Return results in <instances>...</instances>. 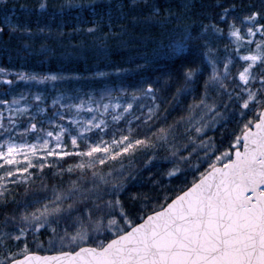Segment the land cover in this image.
Returning a JSON list of instances; mask_svg holds the SVG:
<instances>
[{
  "label": "snow or ice",
  "instance_id": "snow-or-ice-1",
  "mask_svg": "<svg viewBox=\"0 0 264 264\" xmlns=\"http://www.w3.org/2000/svg\"><path fill=\"white\" fill-rule=\"evenodd\" d=\"M74 2L78 0H67V6H73ZM88 3L95 5L96 24L104 21L107 15L109 25L113 23L112 11L123 18L126 7L140 6L137 0H131L129 5L122 0L107 4L88 0ZM65 6L60 5V11ZM194 6V0H183L179 13L171 8H165L162 12L155 4L144 0V7L148 11L141 22H151L164 31L168 30V25H172L174 30L167 43L159 41L154 45L151 58L145 55V63L163 61L168 67L180 60L177 67L162 74L166 77L165 86H170L174 75L181 78L182 82L172 97L176 99L191 91L192 85L203 74L202 65L206 59L212 71L204 82L203 95L198 102L194 100L189 104V110L207 109L200 119L214 113L212 122L218 123L217 117L226 119V112L218 110L220 105L215 100L208 103L210 90L227 97L222 107L231 111L234 118L238 117L239 134H234V140L215 157L214 162L208 163L198 179L193 173L190 187H187L185 177L186 190H181L174 198L166 195L161 203L159 196L130 191L127 181L131 174L128 177L123 175L122 164L118 174H114V169L107 173L103 171L109 161L154 147L147 137H133L129 127L127 135L121 130L119 138L113 132L111 138L106 140L104 136L109 135L108 124L104 119L98 120L96 115L88 120L71 119L70 125H74V128L65 126L59 122L65 119L64 110L75 108L78 116L84 101L64 104L61 103L63 94L53 98L55 110L47 117V129L44 120H38L36 115L28 112L27 105L19 106L22 100L26 101L23 93L19 94V99L15 95L11 100L0 99V105H4L10 114L29 117L23 132L18 133L22 142L17 143L11 136L18 126L17 120L10 118L6 127L3 111H0V129L9 134L0 140V170H4V175L0 176V206L6 208L8 205L4 195L8 191L7 183L26 182L32 175L29 169L37 166L33 163L34 157L38 159L41 171L49 157H78V161L69 165L66 171H91L92 176L91 187L83 188L77 182H73L66 191L53 187L52 198L46 197L43 202L26 201L18 212L14 209L11 213H4L0 219V246L4 248V252L0 253L3 257L0 264H264V40L256 43L255 52L240 55V41L244 39L242 28H246L249 37L256 36L257 32L264 37V0H259V6L244 4L243 0L240 6L234 0H218L213 5L218 11L207 14L208 23H204L203 19H192ZM46 7L42 0L39 8ZM242 12L245 14L241 15ZM173 21L176 23L173 24ZM220 22L228 27V35L235 38L236 56L245 62L235 74L231 71L235 63L232 56L225 57L222 73L213 57L216 49L210 46V39L223 34ZM3 24L0 33L5 28L10 33L30 31L10 24L7 16ZM87 31L92 33L96 28ZM225 51H228L227 45ZM116 71L120 72L121 69L117 68ZM0 73L4 74V84H14V80L6 78L9 73L5 68L0 67ZM15 77L38 82L67 79L57 74L38 76L15 73ZM160 80V76L142 79L140 86L134 87L131 93L132 102L124 105L103 103L105 98L120 99L119 96L112 97L110 90L105 91L100 101L90 96L87 111L103 116L111 107L122 108L123 113L133 115V102L138 99L137 94L155 101L161 90L157 87ZM121 92H127V89L122 88ZM0 95H11V90L5 89ZM33 99L43 101L44 97L36 94ZM92 104L96 107H91ZM158 109L159 105H155L148 107L146 114L142 112L143 123L158 118ZM43 111L38 107V112ZM123 113L113 115V121L125 119ZM193 118L194 113L189 121ZM134 119L141 120V116H134ZM128 123L130 125L131 121ZM203 127L207 125L196 127L195 132L201 133ZM160 133L159 139L166 140L167 131L161 128ZM29 135L35 137V142H28ZM65 137L70 139L73 151L67 150L63 142ZM40 153L43 155L40 156ZM172 155L175 156L176 151ZM190 156L191 153L189 157L181 159L187 161ZM205 156H208L207 152ZM21 157L26 164L24 167H20ZM155 158L151 156L147 163L151 164ZM198 169L199 165L196 166ZM179 172L181 169L174 163L167 175L173 177ZM9 177L13 179L8 180ZM16 204L19 206L20 202ZM30 208L31 211H28ZM45 234L46 247L45 241L40 239ZM30 243L36 250L30 247ZM13 246L16 251L11 250ZM39 249L52 254L40 255Z\"/></svg>",
  "mask_w": 264,
  "mask_h": 264
},
{
  "label": "trees",
  "instance_id": "trees-1",
  "mask_svg": "<svg viewBox=\"0 0 264 264\" xmlns=\"http://www.w3.org/2000/svg\"><path fill=\"white\" fill-rule=\"evenodd\" d=\"M41 2L42 0L0 2V27H4L3 21L7 16L9 23L17 26L18 29H30V31L18 30L10 33L5 28V31L0 33V67L10 72H31L40 75L63 73L69 76L67 80L71 90L79 89L94 93L113 88L119 92V97L125 98L128 102H132L131 93L134 87L140 86L142 79L161 77L157 86L161 89L157 93V99L153 101L150 97L137 94L138 99L133 102V115L127 114L125 119L110 122L107 129L109 135L104 136V139H110L111 133L115 132L119 138L121 130L127 135L131 127L133 137L140 139L147 137L155 145L137 151L134 155L126 154L116 161H109L103 168L104 173L114 169V174H118L122 164L123 175L128 177L131 174V178L127 181L130 191L147 193L153 197L159 196L161 203L166 195L174 198L181 190L186 189L185 177L187 187H190L194 178L193 173L198 179L199 173L208 167V163L214 162L215 157L234 140V134H239L238 117L234 118L231 111H226L222 107L227 97L210 90L208 99V103L215 100L220 105L218 110L226 112L225 121L217 117L219 122L214 124L212 122L214 113H208L201 120V115L207 111L204 108L189 110V104L194 100L198 102L203 95L204 82L211 74L212 66L206 59L202 65L203 74L192 85L191 91L176 99L172 97L182 82L181 78L174 75L170 86H165L166 77L162 74L177 67L180 60H176L175 65L170 64L168 67H165L163 61L145 63V55L151 58L154 45L159 41L167 43L174 35V30L172 25H168V30L164 31L151 22H141V18L148 11L144 7V0H137L139 7H126L123 18L116 11H112L111 25L107 21V15L104 21L96 24L98 17L93 11L95 5H89L88 0H81L79 5L72 7H68L63 0H44L47 4L44 9L39 8ZM110 2L117 3L119 0H96L97 4ZM122 2L126 5L131 4V0H122ZM217 2L218 0H194L192 19H203L204 23H208L207 14L218 11L213 7ZM234 2L238 6L241 4V0ZM148 3L155 4L162 12L165 8H171L179 13L182 11L180 6L183 0H148ZM243 3L259 6V0H243ZM60 5H66L63 11H60ZM133 17L137 19L134 20ZM122 26L123 34H121ZM219 26L223 29V34L218 38L210 39V46L216 49L213 57L217 60L222 73L225 57L232 56L235 63L231 66V71L235 74L238 67L245 62L236 56L235 38L228 35L229 29L226 24L220 22ZM237 27L240 25L237 24ZM89 28H96V31L89 33L87 31ZM242 33L244 39L240 41V55L255 52L256 43L264 40L259 32L256 36L249 37L246 28H242ZM225 45L228 46V51H225ZM117 68L121 71L117 72ZM98 73L105 75L100 76ZM229 83L231 84V81ZM122 88L127 89V92H121ZM5 89H8L7 85L0 83V93ZM10 97L11 95H0V99ZM155 105H159L158 118L143 123L144 116L141 113L146 114L148 107ZM193 113L194 118L190 122L189 117L193 116ZM134 116H141V120H135ZM129 121H131L130 125ZM202 125L207 127H203L201 133H196L195 128ZM161 128L168 133L166 140L159 139ZM187 129L191 131H186ZM173 151H176L175 156L172 155ZM190 153L191 156L187 161L181 159V157H189ZM153 155L156 158L148 164L147 161ZM76 162L77 160H60L58 163L50 164V167L49 164L46 165L42 171L35 167L31 172L32 177L26 182L7 183L8 191L4 195L8 205L6 208L0 206V219L3 218L4 213H11L14 209L18 212L26 201L52 198L53 187L66 191L73 182H77L83 188L91 187V171L86 173H81L79 170H73L71 173L66 171L69 165H74ZM174 163L181 172L169 177L167 171ZM197 165H199L198 171ZM17 201L20 202L19 206L16 204ZM28 211H31V208ZM40 239L45 241L46 247L47 235H41ZM30 247L36 250L31 243ZM11 250L17 249L13 246ZM37 251L42 254L51 253L43 249ZM3 252L4 248L0 246V253ZM2 258L0 255V259Z\"/></svg>",
  "mask_w": 264,
  "mask_h": 264
},
{
  "label": "rangeland",
  "instance_id": "rangeland-1",
  "mask_svg": "<svg viewBox=\"0 0 264 264\" xmlns=\"http://www.w3.org/2000/svg\"><path fill=\"white\" fill-rule=\"evenodd\" d=\"M2 1L3 0H0V2H2ZM63 1L67 5V0H63ZM43 2H44V0H43ZM80 2H81V0H78V2H74L73 6L79 5ZM7 71L9 74L6 78L14 80L13 85H7V88L11 90V97L8 99L11 100L13 95H15L17 99H19V94L23 93L24 96L26 97V101L22 100L19 106L25 107L27 105L28 112L30 114L36 115L38 120H44L45 121L44 127L46 129L49 127V125L47 123V117L50 116L52 114V112L55 110V108L52 104L53 98H58L61 96V94H63V97H64V99H61V103H64V104H69V103L80 104L81 101H84V107L79 110L78 116L76 115L77 110L75 108L71 109L70 111L64 110L65 119L63 121H59V122L63 123L65 126H72L74 128L75 127L74 125H70L71 119L88 120V119H91L93 115H96L98 120L104 119L107 122V124H109L110 122H113V119H112L113 115H116L117 113H123L122 108L113 109L111 107L108 109V112L105 113L103 116H101L99 113H96V112L87 111L88 107L90 106L88 103L90 96L94 100L100 101L101 96L104 95L106 90L111 91L112 97L120 96L119 92L115 91L113 88L98 90L94 93L84 91V90H79V89L71 90V87L69 85V81L67 80V79H69V76H67L63 73H58L57 75L67 77V79H62V80H57V81L48 80V81L38 82V81H31V80H18V79H16L15 73H25V72H10L9 70H7ZM27 74H37L38 76H44V75H40V73L27 72ZM4 78H5L4 74L0 73V83L1 84H4V82H3ZM4 85H6V84H4ZM36 94L43 96L44 100L43 101L34 100L33 96ZM103 103H108V104L120 103V104L124 105V104L128 103V101L123 97H120V99L118 101L115 99L110 100L108 98H105L103 100ZM38 107L43 108L44 111L38 112ZM56 107H58V106H56ZM91 107L95 108L96 105L92 104ZM0 111H3V116H4L3 123L5 124L6 127L8 126V121L10 118L17 120L18 126L15 129H13V131L11 132V136L13 139L16 140L17 143L22 142L21 138L18 136V133L23 132V128L27 126V122H28L29 117L28 116H16L15 114H10L4 105H0ZM102 111H103V109H101V112ZM127 114L128 113H123L124 117H126ZM225 120L226 119H222V121H225ZM8 135L9 134L5 133L3 129H0V140L7 138ZM88 135L91 136L92 134L89 133ZM27 140L29 143L35 142V137L29 135L27 137ZM63 142L67 145L68 151H73L70 139L68 137H65ZM81 148H83V142H81ZM39 155L42 156L43 153H40ZM20 159H21L20 167L26 166L25 162L23 161V158L21 157ZM78 159H79L78 157H65L63 159H60L58 157H49L48 161L45 162V166L48 164L58 163V161H60V160H63V161L64 160H68V161L77 160L78 161ZM33 163L36 164L37 165L36 168L39 169V162H38V159L36 157L33 158ZM34 168H30L29 172L31 173ZM74 170H76V169H74ZM2 175H4V170H0V176H2ZM30 177H32V175ZM30 177H28V179ZM11 179H13V178L12 177L8 178V180H11ZM43 192H45V191H43ZM43 201L44 200H41V202H43ZM89 206H90V203H89ZM79 207L83 208L84 205H80ZM62 225H63V221H62Z\"/></svg>",
  "mask_w": 264,
  "mask_h": 264
},
{
  "label": "water",
  "instance_id": "water-1",
  "mask_svg": "<svg viewBox=\"0 0 264 264\" xmlns=\"http://www.w3.org/2000/svg\"><path fill=\"white\" fill-rule=\"evenodd\" d=\"M242 150V149H241ZM219 166V165H218ZM38 254H40V255H46V254H41V253H38ZM52 254V253H51Z\"/></svg>",
  "mask_w": 264,
  "mask_h": 264
}]
</instances>
